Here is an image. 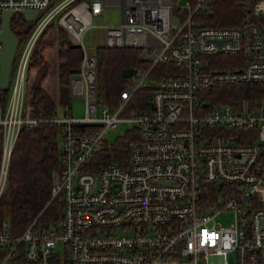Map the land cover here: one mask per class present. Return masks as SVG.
<instances>
[{
	"label": "built area",
	"instance_id": "obj_1",
	"mask_svg": "<svg viewBox=\"0 0 264 264\" xmlns=\"http://www.w3.org/2000/svg\"><path fill=\"white\" fill-rule=\"evenodd\" d=\"M209 4L0 0V31L5 10L13 11L11 22L22 10L39 15L0 90H7L0 95V197L20 130L60 127L49 199L59 201L58 219L43 227L38 215L17 235L3 221L0 264H264V101L242 109L206 101L216 85L264 82V0L253 6L257 20L241 26L204 25ZM112 9L119 23L100 24ZM48 25L80 45L79 72L68 83L71 96L84 102L81 117L67 109L32 115L26 71ZM91 29L103 31L102 46L139 48L144 62L114 107L96 99V56L83 43ZM143 89L148 107L125 112ZM127 132L125 164L82 169L103 143ZM224 210L234 215L229 227L215 221Z\"/></svg>",
	"mask_w": 264,
	"mask_h": 264
},
{
	"label": "trees",
	"instance_id": "obj_2",
	"mask_svg": "<svg viewBox=\"0 0 264 264\" xmlns=\"http://www.w3.org/2000/svg\"><path fill=\"white\" fill-rule=\"evenodd\" d=\"M256 1L210 0L208 11L202 13L201 18L206 26H241L257 20L253 12ZM32 28L33 24L27 23L21 13L14 15L11 29L18 39V49ZM95 56L97 102L114 107L121 88L129 81L122 77V70L139 69L144 65L140 49L101 45L96 48ZM215 57L225 60L230 56ZM80 62L81 49L71 47L65 31L54 25L46 26L33 47L26 71L25 94L30 100L33 116L41 114L50 118L57 112V102L62 105L68 103L70 71L78 69ZM55 83L60 84L58 92ZM6 94L7 90L0 91L3 97ZM149 96L148 89L138 91L125 112L147 108ZM207 96L209 106L226 104L238 109L253 108L264 101V82L216 85L210 88ZM59 132V126L48 122L20 130L10 157L6 187L0 197V226L6 221L8 229L15 235L20 234L38 215L36 223L43 227L58 219L59 201L49 202V199L52 172L59 163ZM130 140L127 132L112 144L103 143L82 169L97 171L110 163L125 164ZM223 187L225 185L219 189Z\"/></svg>",
	"mask_w": 264,
	"mask_h": 264
},
{
	"label": "water",
	"instance_id": "obj_3",
	"mask_svg": "<svg viewBox=\"0 0 264 264\" xmlns=\"http://www.w3.org/2000/svg\"><path fill=\"white\" fill-rule=\"evenodd\" d=\"M21 15L27 23L34 24L39 18L37 10H22ZM13 11L5 10L2 13V29L0 31V41L2 49L0 50V90H5L8 85L9 75L15 52L18 46V39L11 29V17ZM73 48H80V45L70 43ZM79 69H73L70 73H78ZM135 73V68H124L122 70L123 78H130ZM218 183H221L220 181Z\"/></svg>",
	"mask_w": 264,
	"mask_h": 264
},
{
	"label": "rangeland",
	"instance_id": "obj_4",
	"mask_svg": "<svg viewBox=\"0 0 264 264\" xmlns=\"http://www.w3.org/2000/svg\"><path fill=\"white\" fill-rule=\"evenodd\" d=\"M177 4L182 5L185 0H176ZM119 10L118 9H112L110 13H108L104 18L100 19L99 23L100 24H106L107 23V18H110L112 21L113 25H116L119 23ZM84 46L91 52H95L96 48L104 43V37H103V31L101 29H91L89 30L84 37ZM18 56V50L15 53L14 60L12 62V67H11V72H10V80L12 78V75L14 73V67L16 65V60ZM56 85V83H55ZM60 87V84L57 83L56 89L58 92V88ZM70 97V96H69ZM57 110L58 114H62L63 111L65 112V109L57 102ZM67 107V112L69 115H73L75 117H81L84 114V102L80 99H74V98H69L68 103L65 105ZM111 138L114 137L115 133L111 132L110 133ZM1 148V146H0ZM234 220V215L232 211L229 210H224L221 211L215 218V221L218 222L221 226L223 227H229ZM202 264V262H201Z\"/></svg>",
	"mask_w": 264,
	"mask_h": 264
},
{
	"label": "crops",
	"instance_id": "obj_5",
	"mask_svg": "<svg viewBox=\"0 0 264 264\" xmlns=\"http://www.w3.org/2000/svg\"><path fill=\"white\" fill-rule=\"evenodd\" d=\"M101 18L103 19L104 17H101ZM101 18H100V19H101ZM100 19H99V20H100ZM106 20H107V19H106ZM68 82H69V81H68ZM68 89H69V83H68ZM69 96H70V98H74V97L71 96L70 91H69ZM74 99H77V98H74ZM60 105L63 107V109H67V107H66L65 105H62V104H60ZM57 108H58V106H57ZM57 111H58V110H57Z\"/></svg>",
	"mask_w": 264,
	"mask_h": 264
}]
</instances>
